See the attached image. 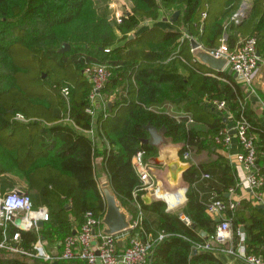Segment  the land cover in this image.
I'll return each mask as SVG.
<instances>
[{
	"label": "trees",
	"instance_id": "obj_1",
	"mask_svg": "<svg viewBox=\"0 0 264 264\" xmlns=\"http://www.w3.org/2000/svg\"><path fill=\"white\" fill-rule=\"evenodd\" d=\"M129 1L131 9L125 10L120 23H116L109 19L108 0H102L101 8L94 0H0V155L7 158L13 172L26 177L29 192L42 197V202L33 203L31 194H27L33 208L45 206L49 213V220L39 232L34 228L18 231L17 243L11 241L13 233L9 235L7 225L5 233L10 244L31 256L7 257L15 253L0 248V264H78L77 260H45L36 255L34 246L41 232L47 240L55 238L61 243L72 235L71 216L81 225L86 212H92L99 222L105 213L94 171L96 149L90 135L84 134L93 128V122L95 135L108 141L103 151L105 170L117 199L125 207H135L132 192L138 186L132 157L137 152H155L140 142L149 137L146 125L165 127V136L184 144L181 154H196L204 148L208 136L212 141L219 136L222 119L203 111V100L225 102L235 119L244 110L250 134L257 133L260 140H255L256 166L264 161V130L247 111L241 83L227 71L209 76L212 72L192 58L189 39L185 38L187 31L203 49L213 51L223 39L228 49H233L235 45L230 43L238 36H253L260 53L264 43V0ZM244 1L250 4L247 17L238 23L230 21ZM175 10L180 15L172 23V31L153 27L128 37L142 22L157 21L161 12ZM203 13L205 18L201 17ZM59 31L71 33L61 39ZM119 36L124 44L111 49ZM64 44L71 48L61 53L59 45ZM94 65L105 66L111 74L101 97L112 105L111 110L107 105L99 111L95 119L86 113L91 85L80 70ZM178 67L188 75L179 74ZM63 87L69 88L68 102L59 96ZM115 88L121 90L108 99L107 93ZM170 105L176 109L172 113L167 111ZM160 108V112L152 111ZM180 109H184L182 114ZM16 115L24 120H17ZM187 116L193 123L186 124ZM197 123L205 124L206 131L196 129ZM196 173L194 170L189 180L191 185L197 181ZM219 181L224 190L235 186L234 177L227 171ZM142 193L136 200L143 220L132 230L131 238L153 243L150 264H221L215 257L219 253L197 251L193 255L192 243L207 242L217 224L207 214L208 203L199 199L196 190L191 188L187 193L184 214L190 225L166 213L162 202L143 204ZM217 199L227 201L223 193ZM246 208L252 210L248 216L242 213ZM151 216L155 220L151 221ZM228 217L234 246L244 228L245 256L264 258V218L250 204L241 202ZM0 230L1 240L3 227ZM201 231L204 237L199 235ZM159 234L167 236L157 242Z\"/></svg>",
	"mask_w": 264,
	"mask_h": 264
},
{
	"label": "crops",
	"instance_id": "obj_2",
	"mask_svg": "<svg viewBox=\"0 0 264 264\" xmlns=\"http://www.w3.org/2000/svg\"><path fill=\"white\" fill-rule=\"evenodd\" d=\"M121 1L122 3H120ZM126 2L127 0H108L109 13L110 14L114 13L116 15H119L120 13L122 14L126 9L124 7L127 4ZM130 5H132L131 2L129 3V6ZM122 9L124 11H122ZM129 9H126V11H129ZM170 16L168 15L165 17V14L161 12L159 19L157 21L147 20L142 22L136 31L131 32L132 34L131 33L128 34V37L130 36L133 37V35L139 34L142 31L153 27L160 28L164 31H172L173 26L172 23L169 22ZM109 18H112V16L110 15ZM226 24L227 23H225V26H227ZM226 33L228 34L229 30ZM242 37L243 36H238L234 43H230L231 46L233 45L236 46L238 40ZM192 38L194 39V37ZM121 39L122 37L119 36L117 42L113 44V46H111L110 48L114 49L115 47L122 46L124 44V40ZM191 56L193 58L192 52H191ZM259 56L261 58V62L258 65L256 71L254 72L252 88L250 91L249 90L246 91L245 88L243 87V84L241 82H238L235 78L234 79L237 83H241L244 92L246 93L244 104L247 106L246 108L248 113H250L252 121L264 130V43H262ZM177 69L179 74L184 76L188 75V72L185 69L181 67H178ZM211 72L212 73H209L208 75L211 77H215V72L213 71ZM120 90H121L120 88H115L114 90L108 92L107 93L109 95L108 99H112L115 95L118 94ZM190 101H193V98L190 99ZM200 106L203 108V111L212 112L222 119L223 127L221 131H225L227 133V135L230 138L229 142L225 145L223 143V138H224L223 136H218V137L216 136L214 138V141H212V138L208 136V138L203 141L205 142L204 143L205 145H203L204 148L201 149L200 152L196 154L191 153V159L188 161H184L181 159L182 156L181 151L184 144L174 143L170 138L164 136L163 143L159 147H151L154 148L155 152L152 154L145 155V161L149 165V171L154 182V188L153 190H149L141 194L140 199L142 203L145 205H150L152 202H162L165 205L166 213L170 215L178 216L180 220L190 225V222L188 218L185 216L184 212L187 206V193L192 188L198 192L199 199H201L206 203H209L211 200L217 198L220 193H223L225 200H235L238 203L241 202V203L250 204L251 207H253V209L258 213V215L264 218V193L262 200L260 202H257L255 199V192L250 188V184L248 182V174L246 170L236 160L237 154L241 152V147L234 134V129H235L234 115L231 114V112L228 109L218 110L211 102H208L206 100H203ZM177 107L178 106H176V108ZM174 109H175L174 105H170L167 111H169V113L170 112L172 113ZM183 111L184 109H180L181 114L183 113ZM94 127H95V122H93V128ZM195 128L198 130H205V131L207 129L205 124L203 123L195 124ZM84 134L87 135L86 132ZM253 136L255 137L256 143L260 142L257 133L254 132ZM90 137L93 141L97 153L94 162L95 177L98 183L100 194L103 198V201L105 202L104 195L100 185L102 182H105L106 179L109 181L110 184L109 176L105 170V166L103 162V151L108 147V141L105 138L100 137V135H95V133L93 134V136ZM261 158L263 157L261 156ZM173 162H177L179 164V168H177L178 170L177 172H175V175L171 167ZM207 167L210 168L208 169ZM194 170H196L197 172L195 175L197 181L194 183V185H191L189 180L192 179V174ZM257 170L260 171L262 174L264 173L263 160H260V162L257 164ZM223 171H227L228 175L231 178L234 177L235 179L234 181L235 186L234 188H232L234 189L233 193L229 192L230 188L224 190L223 184H221V182L219 181V178L220 176H222ZM204 173L209 174L210 178L204 179L202 177ZM14 174H20V173L14 172ZM3 175L5 174L1 173L0 177ZM20 175L21 176L18 175L19 177L11 178L10 181L11 185L9 186V188H6L5 190L2 191L0 190V196L5 195L4 193L7 192L9 193L20 192L22 194L30 193L28 181L26 177L23 176L22 174ZM30 194L32 196L33 203L43 201L42 197H40L37 193L34 192ZM121 207L123 208L124 212L127 214L130 223V229L116 236L117 247L119 249L124 248L128 244V241L131 238L132 230H133L131 228V225L134 224L136 219V211L133 205H128L125 207L121 204ZM39 208L46 209L48 211V209L45 206H40L34 209H39ZM242 213L245 216H248L252 213V210L246 208L244 211H242ZM14 219H19L21 225L17 226L13 220V222L8 225L9 235L12 233L16 234L18 233V231L25 232L31 230L30 228L27 227V221H26L27 219L24 218V215L22 213H17ZM213 219L215 221L216 218ZM150 220L151 221L155 220V217L151 216ZM71 221H73V227H74L73 233H75L78 230L79 228L78 226L80 224H78V222H75L72 216H71ZM39 229L40 228L38 227L34 228L35 232H39ZM242 229L243 231H241L240 229L239 242L235 244L239 257L228 256L225 254H218L215 257L217 258V260L220 261L221 264H249L243 259V256L245 254H244L242 241L243 238L245 237V233H244L245 229L244 228ZM103 230L104 227L100 224L99 231L102 232ZM231 234H232V229H231ZM231 237L234 240L233 235ZM50 240L49 239L47 240V238H45V235L42 232L39 234V243L42 245V248L44 249L46 255L51 257H56L60 255L62 251L61 242L55 238H51ZM6 255L7 257L23 258L22 256L20 257V255L17 254L15 255L6 254ZM66 264H75V263H66ZM78 264L81 263L78 262Z\"/></svg>",
	"mask_w": 264,
	"mask_h": 264
},
{
	"label": "built area",
	"instance_id": "obj_3",
	"mask_svg": "<svg viewBox=\"0 0 264 264\" xmlns=\"http://www.w3.org/2000/svg\"><path fill=\"white\" fill-rule=\"evenodd\" d=\"M247 9L248 7H241L230 21L233 20L238 23L241 20V14L246 12ZM205 16L204 13L201 15L202 18H205ZM120 19V15H116V23H120ZM104 52L109 53L110 49H104ZM177 52L178 50H176V53ZM208 52L215 58H226L227 68H230L233 73L241 76V83L246 91L251 90L254 72L261 62L255 37L240 38L233 49H228L225 39H223L218 49ZM82 74L91 85V91L88 96L89 106L86 109V113L94 119L97 113L99 111H104L108 105L107 102L102 99L101 91L110 79L111 74L105 66L101 65L85 67L82 70ZM60 95L68 102L70 96L69 88L63 87L60 90ZM212 104L218 110L227 109L223 101H214ZM152 111L160 112L162 108ZM243 113L244 110H242L238 119L234 118V134L241 147V152L237 154L236 160L246 170L250 188L255 192L256 201L260 202L263 197L262 188L264 186V177L257 170L255 137L250 134V124ZM16 119L20 121L24 120L21 115H16ZM191 123H193L191 117L187 116L186 124L188 125ZM85 132L93 136L94 129ZM219 136L224 137L223 143L225 145L229 142L230 138L225 131H220ZM181 159L184 161L190 160L191 152H184ZM131 165L138 180V186L132 192L133 202L137 210L135 222L131 225V228L134 229L140 225L143 220L141 206L136 200L137 195L140 192L153 190L154 182L143 152H137L132 157ZM202 177L204 179H209L210 175L204 173ZM229 192L233 193L234 189H230ZM237 206L238 202L235 200L222 201L217 198L208 203L207 213L212 218H219L220 221L216 224L213 236L207 242L192 243L195 250L211 251L217 254L239 257L231 237V222L228 217V213L233 214ZM17 213H22L24 215V218L27 219V227L30 229L37 227V221H42L43 223L47 222L49 220V213L46 209H34L31 199L27 194L11 192L0 196V227H3V238L0 240V248L17 255L30 257L31 254L21 251L16 246H12L10 244L9 235L5 233L7 225L13 222ZM99 224L100 222L94 217L93 213L88 211L84 214L83 222L78 230L74 234L65 237L62 241V251L60 255L56 257L46 255L39 242L34 246L36 255L45 260H52L54 258L64 261L77 260L81 264H150L149 258L153 248V243L151 241L143 242L136 238H130L128 244L124 248L119 249L117 247L116 236L102 234L101 231H99ZM166 236L165 234H159L157 242L163 240ZM18 239V233L13 234L11 237V241L15 243L18 242ZM243 259L249 264H264L262 255H244Z\"/></svg>",
	"mask_w": 264,
	"mask_h": 264
},
{
	"label": "water",
	"instance_id": "obj_4",
	"mask_svg": "<svg viewBox=\"0 0 264 264\" xmlns=\"http://www.w3.org/2000/svg\"><path fill=\"white\" fill-rule=\"evenodd\" d=\"M249 11L244 12L241 14L240 19L244 20L247 17ZM180 15L179 11H175L169 18L170 23H174L177 21L178 17ZM187 35L188 32L186 31ZM191 36V35H189ZM130 39L133 38L132 36L129 37ZM191 52L193 55L194 61L199 62L200 64L206 66L209 70L220 73L223 71H226L227 69V59L226 58H215L212 56L208 51L203 49L198 41L191 38L189 39ZM69 46L67 44H64L62 49L60 50L61 53L68 51ZM227 72L229 75H232L233 78H235L238 82L242 81V78L240 75L233 73L231 69H227ZM109 110H111L112 105L111 103L108 105ZM144 129L147 131L149 137L146 139H142L140 142L143 145L149 146V147H159L164 140V136L166 134L165 127H162L160 129H157L153 127L151 124H148L144 127ZM172 169L173 173L175 175V172H177V168H179V164L177 162L172 163ZM101 189L104 195L106 209L103 216V219L101 220L100 224L104 227V230L101 232L104 235L109 236H117L123 232H126L130 229V223L127 217V214L124 212L123 208L121 207V204L119 200L117 199L114 191L111 189L109 181L106 179L105 182L101 183ZM18 194H22L18 192ZM220 219L216 218L215 223H219ZM14 223L17 226L21 225V222L19 219H14ZM43 222L37 221V227H42ZM241 231L243 229L241 228ZM74 234V233H73ZM201 237L205 236V233L201 231L199 233ZM197 250H193V255H197Z\"/></svg>",
	"mask_w": 264,
	"mask_h": 264
},
{
	"label": "rangeland",
	"instance_id": "obj_5",
	"mask_svg": "<svg viewBox=\"0 0 264 264\" xmlns=\"http://www.w3.org/2000/svg\"><path fill=\"white\" fill-rule=\"evenodd\" d=\"M94 2L96 3V5H97V7L98 8H101L104 4H102V0L100 1V0H94ZM120 3H122V1L120 2ZM127 4H126V6H124L126 9H131V7H132V5H130L129 6V3H130V1H128L127 0V2H126ZM241 7H248V9H247V11H249V7H250V4H249V2L248 1H244L243 3H242V5H241ZM240 7V8H241ZM125 9V10H126ZM129 9V10H130ZM122 11H124L123 9H122ZM175 11H178V10H175ZM175 11H173V13L175 12ZM172 12L171 13H164L165 14V17L166 16H170V15H172L173 14ZM110 14V13H109ZM111 16H112V18H109V19H112V21H116V14H110ZM120 16H121V13L119 14ZM170 18V17H169ZM226 25H229V22H227V24ZM139 28V27H138ZM137 28V29H138ZM67 33H71V31H59V36L61 37V39H63L66 35H67ZM132 34V33H131ZM186 36H185V38H188V39H190V38H192V36H189V35H187V34H185ZM195 39V38H194ZM196 40V39H195ZM68 46H69V50H70V48H71V46L69 45V44H67ZM62 45H59V50H61L62 49ZM72 47H73V45H72ZM68 50V51H69ZM67 51V52H68ZM64 53H66V51L64 52ZM84 68H82V67H80V70L82 71ZM227 69H230V68H227ZM59 96H60V98H62L61 97V95H60V92H59ZM13 168H11L10 167V163H9V161L7 160V158L6 157H4L3 155H0V174L1 173H3V174H5V175H3V176H1L0 177V190L2 191V190H5L6 188H9V186L11 185V178L12 177H19V176H21L20 174H14V172H13ZM19 175V176H18ZM7 193H9V192H7ZM7 193H4V194H7ZM43 252L45 253V251H44V249H43Z\"/></svg>",
	"mask_w": 264,
	"mask_h": 264
}]
</instances>
